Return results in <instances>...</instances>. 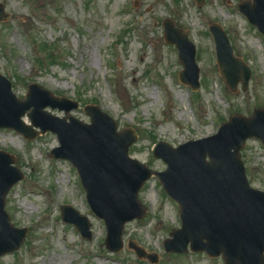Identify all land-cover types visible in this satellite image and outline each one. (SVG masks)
Listing matches in <instances>:
<instances>
[{
  "label": "rangeland",
  "instance_id": "1",
  "mask_svg": "<svg viewBox=\"0 0 264 264\" xmlns=\"http://www.w3.org/2000/svg\"><path fill=\"white\" fill-rule=\"evenodd\" d=\"M10 13L0 21V72L24 97L36 82L58 95L80 101L72 114L84 121L87 103L99 104L118 122L139 133L132 156L158 170L166 164L153 155L159 140L173 145L217 132L237 112L250 115L264 107V35L239 11L241 0H0ZM139 4L135 6V2ZM173 17L190 31L197 45L201 88L197 93L178 79V50L163 35L162 21ZM223 24L235 52L253 69L247 91L231 92L219 74L215 41L209 25ZM52 113L65 116L64 111ZM26 122H30L24 116ZM60 144L47 132L27 140L0 128V149L18 157L25 178L7 195L6 209L17 227L28 233L0 264H224L206 253H166L164 240L181 224L179 205L157 177L140 191L149 209L144 219L126 224L125 247L105 244V222L91 210L76 168L50 151ZM241 155L252 185L264 189V145L249 139ZM73 205L92 222L87 239L66 223L61 207ZM132 239L160 259H139L127 246Z\"/></svg>",
  "mask_w": 264,
  "mask_h": 264
},
{
  "label": "water",
  "instance_id": "2",
  "mask_svg": "<svg viewBox=\"0 0 264 264\" xmlns=\"http://www.w3.org/2000/svg\"><path fill=\"white\" fill-rule=\"evenodd\" d=\"M201 3L203 0H196ZM240 9L264 32V0H246ZM8 13L0 4V20ZM165 38L176 43L184 69L182 81L199 88V67L196 46L186 29H179L171 19L165 20ZM216 40L220 72L231 88L242 82L246 90L251 68L234 55L229 38L219 24L210 27ZM59 107L68 112L79 103L32 83L24 98H18L12 83L0 73V127L14 128L29 139L53 131L61 145L52 150L57 158L70 159L78 168L93 211L107 225L106 245L120 251L122 234L127 221L143 218L147 209L138 193L145 181L158 176L165 190L179 202L182 226L173 230L165 240L167 252L206 251L213 257L223 256L225 264H264V190L251 186L240 151L250 136L264 141V110L251 117L237 114L211 136L191 140L177 147L160 141L154 149L156 156L167 162L164 171L150 168L131 157L130 146L136 132L130 128L118 130L114 118L98 105H87L92 116L88 124L69 115L55 116L45 110ZM27 114L32 123L26 124ZM40 127V129H34ZM17 158L0 151V256L17 250L27 228H15L5 210L10 188L24 178L14 163ZM65 221L74 223L79 231L91 238V222L71 205L62 208ZM139 257L158 261L156 254L147 253L134 241L129 242Z\"/></svg>",
  "mask_w": 264,
  "mask_h": 264
}]
</instances>
